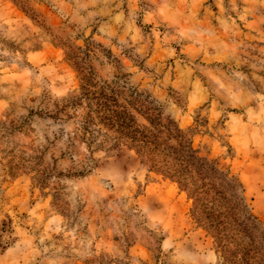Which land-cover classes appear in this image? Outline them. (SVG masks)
Segmentation results:
<instances>
[{
  "label": "rangeland",
  "instance_id": "374dc122",
  "mask_svg": "<svg viewBox=\"0 0 264 264\" xmlns=\"http://www.w3.org/2000/svg\"><path fill=\"white\" fill-rule=\"evenodd\" d=\"M84 74L170 115L264 228V0H0V264H220L179 184L84 131Z\"/></svg>",
  "mask_w": 264,
  "mask_h": 264
},
{
  "label": "trees",
  "instance_id": "16d2710c",
  "mask_svg": "<svg viewBox=\"0 0 264 264\" xmlns=\"http://www.w3.org/2000/svg\"><path fill=\"white\" fill-rule=\"evenodd\" d=\"M83 79L81 94L73 98L71 104L79 105L82 99L91 101L83 121L84 131L91 134L88 126L98 119L115 132L106 150H114L125 141L151 170L179 184L193 201L191 219L211 237L220 264H264V228L251 212L240 180L199 156L187 133L170 115L131 95L128 104L144 106L151 125V128L141 127L113 95L101 89L99 92L91 90L90 76L84 74ZM169 157L175 164L168 163Z\"/></svg>",
  "mask_w": 264,
  "mask_h": 264
}]
</instances>
